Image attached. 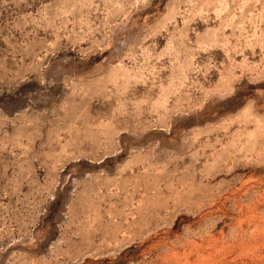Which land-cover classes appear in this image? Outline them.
Segmentation results:
<instances>
[{"label":"rangeland","instance_id":"rangeland-1","mask_svg":"<svg viewBox=\"0 0 264 264\" xmlns=\"http://www.w3.org/2000/svg\"><path fill=\"white\" fill-rule=\"evenodd\" d=\"M0 264H264V0H0Z\"/></svg>","mask_w":264,"mask_h":264}]
</instances>
